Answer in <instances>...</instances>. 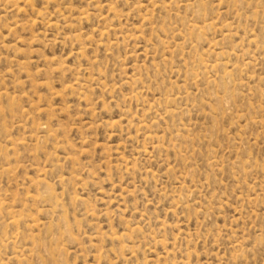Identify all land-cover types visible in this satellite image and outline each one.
<instances>
[{
    "label": "rangeland",
    "instance_id": "rangeland-1",
    "mask_svg": "<svg viewBox=\"0 0 264 264\" xmlns=\"http://www.w3.org/2000/svg\"><path fill=\"white\" fill-rule=\"evenodd\" d=\"M0 264H264V0H0Z\"/></svg>",
    "mask_w": 264,
    "mask_h": 264
}]
</instances>
